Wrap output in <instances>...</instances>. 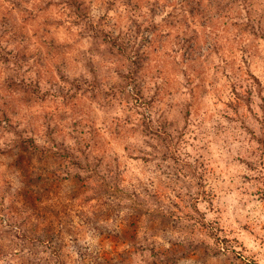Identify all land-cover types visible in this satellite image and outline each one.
I'll return each mask as SVG.
<instances>
[{
	"label": "clouds",
	"instance_id": "9594fccd",
	"mask_svg": "<svg viewBox=\"0 0 264 264\" xmlns=\"http://www.w3.org/2000/svg\"><path fill=\"white\" fill-rule=\"evenodd\" d=\"M19 3L27 39L9 32L0 49L15 57L59 38L58 51L71 46L74 55L48 58L51 83L41 81L38 54L20 73L23 84L9 87L0 73V264H264V88L247 75L264 86V0ZM196 33L193 52L185 40ZM232 83L251 89L258 120L229 119ZM37 85L61 98L78 85L80 107L48 114ZM165 89L171 95L161 100ZM158 186L168 192L163 205ZM173 202L183 208L178 224L158 215L175 212Z\"/></svg>",
	"mask_w": 264,
	"mask_h": 264
},
{
	"label": "rangeland",
	"instance_id": "374dc122",
	"mask_svg": "<svg viewBox=\"0 0 264 264\" xmlns=\"http://www.w3.org/2000/svg\"><path fill=\"white\" fill-rule=\"evenodd\" d=\"M199 4L202 5V0H196ZM111 7V4L108 5ZM77 10L80 11L79 7H77ZM201 11V8H193L192 11L190 12L191 15L195 16L198 15L199 12ZM84 13L81 12V15ZM23 18V10L21 9V5L19 3V0H5V3L3 5H0V36H5L9 32L14 33V37H19L21 39V43H24V41L27 39V32H26V25L24 31H20V26L17 24V21ZM235 27V25H233ZM227 26H225L226 30ZM237 32L239 33V30L237 29ZM104 39L107 43H110L111 46L119 51L121 54L125 55L126 60L130 59V54L126 52L125 46L123 44L119 45L117 47V41L116 39H112L109 34L103 33ZM118 39V38H117ZM203 42L205 44H208L209 41L207 38H203ZM39 47L36 48L34 51L33 50H25L27 48V45H25V49H21V52L16 53L15 57H13V54L11 52H8L6 49H0V62H2V67H0V73L3 74L4 76V84L8 85L9 87H12L15 84V81L17 79L20 80L21 84L24 83V81L21 79L20 73L23 72L24 68L26 65L29 63V58L31 55L38 54L39 58L35 61H33L34 64L38 65V74L41 78V81H43L45 78L51 77L49 79V83H51L55 77L51 76V68L53 65L51 64L50 60L48 59L49 57H52L53 53H55V58L59 61L60 59L66 60V61H71L74 55V50L71 46H67V50L64 51L63 53L58 51V48L65 47L64 45L60 44L59 38H54V42L49 43L47 39L43 41H38ZM185 44L188 46V49L195 52L197 48L200 47L201 45V37L199 33H196L194 36L189 37L185 40ZM155 47H159L156 45ZM213 51L219 55L220 52L224 51V45L220 44L219 41L215 45L212 46ZM139 51V49H137ZM230 51V49H229ZM154 55L155 49L153 52ZM201 56L203 53H200ZM228 53L226 52L225 55ZM151 57H146V61L150 62ZM15 63L16 66V71H13L10 67V65ZM233 66H235V61H232ZM28 71L31 72L32 68L29 67ZM247 75L249 78L257 85L258 88H264V86H261V82L259 79V75H253L251 72H248ZM60 79L63 80L64 77L63 75L60 76ZM11 82V83H10ZM16 87H19L16 85ZM73 87L77 88V92L70 93V95H64L62 93V98L61 96H57L55 94H50L47 92H39V85H37V88L34 89L37 95L40 96L41 102L43 105L46 106V112L48 114L53 113L57 108H64L67 110H71L73 105L76 107H80L81 104V97L78 95V85H73ZM232 89V93L235 96L234 101L227 102V107L231 108L233 113L235 114L234 116L229 117L231 120H237L242 123L247 121V118L249 114H251L255 119H259V116L257 113L253 111V100L251 99L252 97V92L251 89H245L244 93L242 94L241 92L236 91L237 85L235 83H232L230 85ZM241 88H243V85H240ZM169 88H171V82H169ZM7 91V89H5ZM207 91V89H205ZM171 95V92L168 91V89H165L164 93L157 92L156 96L160 97L161 100L163 99L164 94ZM71 97V98H70ZM258 97H259V107L262 112H264V91L258 92ZM114 99H118V97H114ZM133 99L136 100V103H140L143 101L144 97L140 94L137 95V97H133ZM67 101V103H65ZM128 101L125 100V103ZM152 103V106H155V102H150ZM201 104H197L195 106L196 108V114L199 115V110ZM190 115V114H189ZM6 116V114H5ZM251 131V128L248 129ZM160 140L165 144V145H170L172 143V136L169 132L167 131H161L160 132ZM254 139H257L253 135ZM184 139L183 133H181L178 137L177 140V145L180 140ZM257 142L261 144L262 147H264V137H260L257 139ZM169 152L171 153V148H169ZM131 163V161H130ZM85 195H88L87 193L81 195L80 199L77 201V203H82ZM156 197L158 201L160 202L161 205L164 204L165 200L168 197V192L166 189H164L162 186H158V190L156 192ZM174 203V208L175 212H169L165 213L163 211H160L158 215L163 216L165 221L169 222H175L179 223L181 217L180 213L183 212V208L180 203ZM46 206V205H41ZM43 215V213H41ZM143 220V218H141ZM163 221L161 220H156L153 222V227L159 226ZM47 226V225H44ZM170 226V225H169ZM246 228L250 227L249 225H245ZM224 243L227 244L228 240L225 239ZM239 259V257H237ZM209 264H218V261L216 260H209Z\"/></svg>",
	"mask_w": 264,
	"mask_h": 264
}]
</instances>
